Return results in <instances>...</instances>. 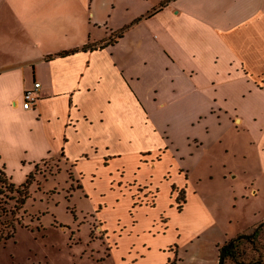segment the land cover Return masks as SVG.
Instances as JSON below:
<instances>
[{
	"label": "crops",
	"instance_id": "crops-1",
	"mask_svg": "<svg viewBox=\"0 0 264 264\" xmlns=\"http://www.w3.org/2000/svg\"><path fill=\"white\" fill-rule=\"evenodd\" d=\"M4 2L0 50L18 54L0 62V169L14 181L52 155L111 168L127 149L224 145L264 167V0Z\"/></svg>",
	"mask_w": 264,
	"mask_h": 264
},
{
	"label": "rangeland",
	"instance_id": "rangeland-1",
	"mask_svg": "<svg viewBox=\"0 0 264 264\" xmlns=\"http://www.w3.org/2000/svg\"><path fill=\"white\" fill-rule=\"evenodd\" d=\"M4 1L0 12H9ZM8 49L0 62L17 56ZM225 150L180 158L171 148L127 149L111 168L100 158H45L29 172L20 209L15 191L0 196V231L12 234L0 242V264H218L232 238L257 226V240L243 241L224 264H264V167L244 171L251 161Z\"/></svg>",
	"mask_w": 264,
	"mask_h": 264
},
{
	"label": "trees",
	"instance_id": "trees-1",
	"mask_svg": "<svg viewBox=\"0 0 264 264\" xmlns=\"http://www.w3.org/2000/svg\"><path fill=\"white\" fill-rule=\"evenodd\" d=\"M125 29L126 28L122 29V31H120L117 34V37L123 35ZM114 41H115V39L111 38L107 43H113ZM106 44H104V46ZM104 46L102 45L100 47H104ZM96 47L97 46L94 47L91 44H86L82 47V49L86 50L89 48H96ZM70 52L71 51L64 50V51L59 52V55L64 56V55L69 54ZM158 159H160V158H158ZM30 175L31 174L29 173L28 177L22 183L16 184V182L13 181L12 177L6 175L5 172L0 169V182H1L0 196H6L8 191H11V192L15 191L18 194V197L16 198V201H15L16 204L14 205V207L16 209H20L24 205V203L26 202L27 198L29 197L28 188H29L30 183H29L28 178L30 177ZM185 175L187 176V174H185ZM3 176H5V177H3ZM176 187H177L176 185H174V184L172 185V192L174 190H176ZM2 200H3V197H0V203H2ZM184 200H185V198H184ZM15 208H12V210L14 211ZM0 210H2L4 212L7 211L6 208L1 206V204H0ZM12 210H10V212H12ZM179 210H180V208H179ZM12 213H14V212H12ZM259 235H260V226H257L256 229L252 233H241V234L237 235L236 237L232 238L231 241L222 248L220 253L224 254L225 259L228 256H234L235 255L234 250L236 248H238L243 243V241L255 242L257 240V238L259 237ZM10 236H12V234L10 232L5 234L3 231H0V242L2 239H5V238L10 237Z\"/></svg>",
	"mask_w": 264,
	"mask_h": 264
},
{
	"label": "built area",
	"instance_id": "built-area-1",
	"mask_svg": "<svg viewBox=\"0 0 264 264\" xmlns=\"http://www.w3.org/2000/svg\"><path fill=\"white\" fill-rule=\"evenodd\" d=\"M40 82L36 81L33 87L24 91L23 94V107L25 109L33 108L40 98L39 94Z\"/></svg>",
	"mask_w": 264,
	"mask_h": 264
},
{
	"label": "water",
	"instance_id": "water-1",
	"mask_svg": "<svg viewBox=\"0 0 264 264\" xmlns=\"http://www.w3.org/2000/svg\"><path fill=\"white\" fill-rule=\"evenodd\" d=\"M225 256L223 253H220L218 264H224Z\"/></svg>",
	"mask_w": 264,
	"mask_h": 264
}]
</instances>
